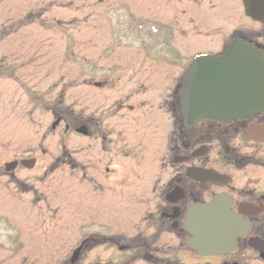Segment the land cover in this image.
<instances>
[{"label":"flooded vegetation","instance_id":"af4514ba","mask_svg":"<svg viewBox=\"0 0 264 264\" xmlns=\"http://www.w3.org/2000/svg\"><path fill=\"white\" fill-rule=\"evenodd\" d=\"M147 1L155 2L162 30L152 56L117 53L109 62L94 46L93 58L80 57L67 30L63 57L52 47L27 58L1 55L0 80L20 83L29 114L45 111L51 120L41 124L46 129L35 153L0 159V182L7 185L0 209H11L9 217L0 215V226L24 248L10 256L3 249L0 264H264V108L221 121L187 120L182 106L191 69L189 95L207 79L237 75L238 60L227 57L236 41L264 55V0ZM116 12L118 24L124 17ZM7 60L20 66L11 73ZM96 61L120 67L113 82L123 87L115 100L95 91L110 83L85 73L94 72ZM71 65L78 69L68 73ZM24 69L30 90L18 73ZM41 78L52 82L42 91ZM75 88L94 90L111 106L76 110L66 104ZM54 138L59 153L45 147ZM215 204L225 242L216 251L205 228L199 232L211 224L202 212Z\"/></svg>","mask_w":264,"mask_h":264},{"label":"rangeland","instance_id":"374dc122","mask_svg":"<svg viewBox=\"0 0 264 264\" xmlns=\"http://www.w3.org/2000/svg\"><path fill=\"white\" fill-rule=\"evenodd\" d=\"M155 8V2L147 0H0V57L2 55L5 58H11V56L27 58L30 57L32 50L39 49L43 53L46 48L50 47L63 57L62 45L70 43L68 39L70 34H63L65 32L63 30L71 32L72 36L75 37V40H72L78 43V48H81L80 57L93 58L94 46L101 52L104 51L106 57H110L109 62L117 53H126L130 58H139L146 50L147 54L152 56L162 34L161 29H156L159 26ZM116 9L115 14L124 17V20L119 19L118 24H116L117 19L113 15ZM77 14L78 17L74 18ZM59 25L61 28L58 27ZM73 25H79L81 28L74 31ZM94 27L96 28L94 29ZM42 28L47 29L48 34L42 33L44 30H41ZM37 31L39 33L36 34ZM124 31L127 35L125 39L122 37ZM73 32L76 33L73 34ZM60 44L61 48H59ZM67 46L72 47L74 45ZM78 48L77 46L74 47L75 52H78ZM5 52L12 54L10 56L4 54ZM14 52L16 54L13 55ZM108 63L96 61L94 72L88 67L85 73H94V78L100 83H110L109 87H112V90L107 86L95 91L99 96L115 95L113 96L115 100L121 95L123 87L121 81L113 82L120 67L114 63ZM19 66L12 60L4 62V67L9 69L11 73ZM77 69V65H71L68 66L67 72L72 73ZM8 73V71H4L2 75L5 76ZM18 73L25 74L22 77L24 87L32 88L25 84L29 81L25 69ZM120 73H122L121 70ZM40 81H42L38 84L41 88L40 91L43 90L45 84L44 87H47L48 84L52 83L47 84V79L42 80V78ZM93 82L94 80H89L87 83L93 84ZM87 90L88 92H82L80 88H75L67 92L66 104L76 107V110L79 107H84L89 109V111L85 110L86 112H94V109L101 111V108H104L106 112L108 106H111V101L107 105L104 103L106 100L99 101L94 95V90ZM31 105L20 83L13 80H0V139L4 147L0 159H11L16 153V155L18 153L21 155L29 150L35 153L36 150L33 148L39 147L41 143L40 134L46 129L42 128L41 124L42 126L47 124L51 118L49 113L45 111L37 112L33 116L30 115ZM97 105L100 107L99 109L95 108ZM55 140L57 139H50L45 147L53 153H59L57 147L54 146L56 145ZM0 183V190L7 186L4 182ZM4 211L6 213L3 215ZM10 212V208L0 209L2 217H9ZM2 231L4 236L0 234V253L3 249H10L8 253L1 254L10 256V251L16 253L24 249L14 240V235H9L10 239L7 238L8 232L5 224L0 226V232ZM4 260L3 264H13L14 262H10V259L9 262Z\"/></svg>","mask_w":264,"mask_h":264},{"label":"water","instance_id":"95a60500","mask_svg":"<svg viewBox=\"0 0 264 264\" xmlns=\"http://www.w3.org/2000/svg\"><path fill=\"white\" fill-rule=\"evenodd\" d=\"M263 5L264 2H261ZM250 13V8L248 9ZM228 58L237 59V75L213 81L207 79L205 86L200 91L189 95L192 81L191 69L187 74L182 97L183 112L187 120L210 118L227 121L237 118H248L259 113L264 108V56L255 47L245 42L236 41L227 54ZM200 65V64H197ZM201 108L203 112H194ZM221 209L218 204L202 212L211 218V224L200 225L199 232L205 228V233L210 235L211 250L222 249V226L217 222ZM203 217V216H202Z\"/></svg>","mask_w":264,"mask_h":264}]
</instances>
